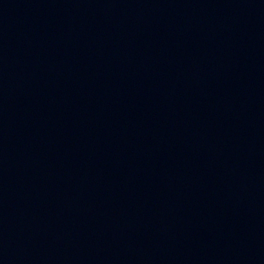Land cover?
I'll return each mask as SVG.
<instances>
[{
	"label": "water",
	"instance_id": "95a60500",
	"mask_svg": "<svg viewBox=\"0 0 264 264\" xmlns=\"http://www.w3.org/2000/svg\"><path fill=\"white\" fill-rule=\"evenodd\" d=\"M0 264H264V0H0Z\"/></svg>",
	"mask_w": 264,
	"mask_h": 264
}]
</instances>
